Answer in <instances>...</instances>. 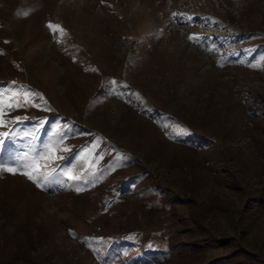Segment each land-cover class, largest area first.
<instances>
[{
    "label": "rangeland",
    "instance_id": "obj_1",
    "mask_svg": "<svg viewBox=\"0 0 264 264\" xmlns=\"http://www.w3.org/2000/svg\"><path fill=\"white\" fill-rule=\"evenodd\" d=\"M249 64L264 0H0V91L35 94L0 162L56 148L39 187L0 171V264H264Z\"/></svg>",
    "mask_w": 264,
    "mask_h": 264
},
{
    "label": "snow or ice",
    "instance_id": "obj_2",
    "mask_svg": "<svg viewBox=\"0 0 264 264\" xmlns=\"http://www.w3.org/2000/svg\"><path fill=\"white\" fill-rule=\"evenodd\" d=\"M103 2V0H102ZM183 15L178 13H173V16ZM191 19V18H189ZM48 27L54 32L60 35H63L64 30L59 25L49 24ZM190 39L196 40L198 37L195 35L189 37ZM249 67H264V65L260 64H249ZM33 93L28 92H20L19 90H4L0 91V127H6V121L4 119L6 115L5 109L13 110L18 107H22L27 104L31 98ZM19 120L20 118H15ZM57 132L60 129L56 130ZM6 137L8 135L7 132L3 133ZM2 142V141H0ZM56 152L55 147H51L48 149V155L37 156L33 158H29L27 154L22 157L15 158L10 164L7 162H0V171L8 172L12 174H21L26 176L29 180L33 181L39 187L42 183L46 172L44 171L48 167V162L54 159V154ZM72 179H77L76 177H71ZM81 188H76V191H81Z\"/></svg>",
    "mask_w": 264,
    "mask_h": 264
}]
</instances>
